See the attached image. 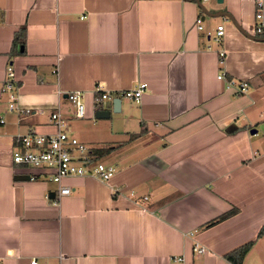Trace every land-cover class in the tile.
I'll return each mask as SVG.
<instances>
[{
    "label": "crops",
    "instance_id": "obj_1",
    "mask_svg": "<svg viewBox=\"0 0 264 264\" xmlns=\"http://www.w3.org/2000/svg\"><path fill=\"white\" fill-rule=\"evenodd\" d=\"M198 1L239 29L204 16ZM255 8L254 0H0V89L11 65L17 103L43 111L20 118L0 90V264H264V28L254 32ZM262 12L264 22V0ZM20 28L24 45L13 47ZM221 71L247 90L226 89ZM138 83L147 85L139 103L120 97L118 113L112 100L93 103L97 84L118 95ZM72 91L84 93L82 119L64 97ZM57 107L90 150L112 148L97 159L115 167L106 182L62 179L70 194L59 199L46 174L11 160L16 135L56 131ZM246 243L245 255L226 259Z\"/></svg>",
    "mask_w": 264,
    "mask_h": 264
},
{
    "label": "built area",
    "instance_id": "obj_2",
    "mask_svg": "<svg viewBox=\"0 0 264 264\" xmlns=\"http://www.w3.org/2000/svg\"><path fill=\"white\" fill-rule=\"evenodd\" d=\"M202 3L208 0H200ZM255 13L254 18L258 21L254 26V32L259 33L264 28L263 22V0H254ZM195 25L198 30H202V18L195 19ZM224 32L222 25H218L213 35V40L218 41ZM220 62H223L224 51L218 52ZM218 80H225L221 71L217 77ZM16 78L11 65L6 67L1 91L8 94L7 110L10 113H16L20 118L32 113H42V109H32L22 107L17 103ZM226 89H234L236 94H243L248 83L245 81H235L234 79L225 80ZM146 83H138L132 89L123 90L118 95H111L104 91L102 84H97L93 90V103L96 107L102 106L105 101L113 98L123 97L135 103H139L143 91L146 89ZM61 93L59 92V95ZM84 93L82 91H72L66 93V100L73 105L74 117L82 119L84 110ZM49 120L56 131L52 134H40L34 131H27L18 134L13 139L14 149L12 150L11 160L15 166L29 167L40 174H46L47 179L58 185L56 198H61L70 194V188L61 185V180L66 177L88 176L101 182H106L115 172L112 164L103 162L94 158L91 150L76 137L69 134L67 130L66 119L62 116L59 107L49 113ZM4 119L0 118V124ZM35 178L34 176L31 179ZM146 199V197H144ZM192 235V233H190ZM192 250L195 253H205V247L194 243ZM35 259L30 264H36Z\"/></svg>",
    "mask_w": 264,
    "mask_h": 264
},
{
    "label": "trees",
    "instance_id": "obj_3",
    "mask_svg": "<svg viewBox=\"0 0 264 264\" xmlns=\"http://www.w3.org/2000/svg\"><path fill=\"white\" fill-rule=\"evenodd\" d=\"M12 44H13V47L24 45V28H20L19 32L14 35ZM138 135H135V134L132 135V139L138 137ZM111 149H112L111 147L94 148V149H91V153H92L94 158H100L104 154H107L108 152H110ZM230 213L231 212H229V213L221 216L220 218L206 224V226H210V225L218 222L219 220L228 216ZM263 231H264V228L259 231V234H261ZM250 246H251V243H246L245 245H242L241 247L231 251L225 257H226V259H228L230 261H234L235 257H241V256L245 255V253L248 251Z\"/></svg>",
    "mask_w": 264,
    "mask_h": 264
},
{
    "label": "water",
    "instance_id": "obj_4",
    "mask_svg": "<svg viewBox=\"0 0 264 264\" xmlns=\"http://www.w3.org/2000/svg\"><path fill=\"white\" fill-rule=\"evenodd\" d=\"M217 3H221L222 0H216ZM198 5L203 13V15H207V16H215V17H225L226 19L230 20L238 29V25L233 21L232 17L226 13V12H220V13H216V14H211L209 13L203 6L202 4H200V2L198 1ZM64 97H66V94L64 95ZM120 98H113L112 99V112L113 113H118L120 111ZM110 116V112L109 111H97L94 115V117L96 119H106ZM251 133H255V131H251ZM54 196L53 193H51L49 195L50 198H52Z\"/></svg>",
    "mask_w": 264,
    "mask_h": 264
}]
</instances>
